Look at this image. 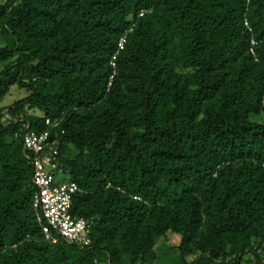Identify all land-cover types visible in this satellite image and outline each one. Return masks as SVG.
Returning <instances> with one entry per match:
<instances>
[{"label":"trees","instance_id":"1","mask_svg":"<svg viewBox=\"0 0 264 264\" xmlns=\"http://www.w3.org/2000/svg\"><path fill=\"white\" fill-rule=\"evenodd\" d=\"M14 87L0 264H264V0H0ZM27 130L58 141L91 246L44 240Z\"/></svg>","mask_w":264,"mask_h":264},{"label":"built area","instance_id":"2","mask_svg":"<svg viewBox=\"0 0 264 264\" xmlns=\"http://www.w3.org/2000/svg\"><path fill=\"white\" fill-rule=\"evenodd\" d=\"M123 49L124 41H121L119 50ZM115 60L116 56L113 58ZM46 125L53 128L58 126L50 119L46 121ZM23 141L24 149L33 153L31 162L37 190L33 207L44 240L56 244L62 239L80 248L91 246L89 221L76 218L71 213L73 197L79 190L77 184L57 181L60 166L58 141L51 140L50 131L37 134L30 130L25 132Z\"/></svg>","mask_w":264,"mask_h":264},{"label":"rangeland","instance_id":"3","mask_svg":"<svg viewBox=\"0 0 264 264\" xmlns=\"http://www.w3.org/2000/svg\"><path fill=\"white\" fill-rule=\"evenodd\" d=\"M27 95L26 91L20 90L18 87H14L11 93L0 103V107L6 108L13 105L16 101L24 98ZM251 121L256 124L264 123V112L259 115H252ZM63 176H60V179H63Z\"/></svg>","mask_w":264,"mask_h":264}]
</instances>
